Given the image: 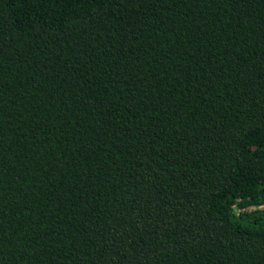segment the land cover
I'll use <instances>...</instances> for the list:
<instances>
[{"label": "trees", "instance_id": "obj_1", "mask_svg": "<svg viewBox=\"0 0 264 264\" xmlns=\"http://www.w3.org/2000/svg\"><path fill=\"white\" fill-rule=\"evenodd\" d=\"M0 264H264V0H0Z\"/></svg>", "mask_w": 264, "mask_h": 264}]
</instances>
